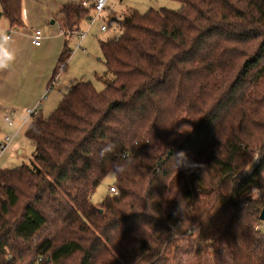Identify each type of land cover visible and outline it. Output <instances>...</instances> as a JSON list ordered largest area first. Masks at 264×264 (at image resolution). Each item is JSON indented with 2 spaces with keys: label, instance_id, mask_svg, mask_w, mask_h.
<instances>
[{
  "label": "trees",
  "instance_id": "obj_1",
  "mask_svg": "<svg viewBox=\"0 0 264 264\" xmlns=\"http://www.w3.org/2000/svg\"><path fill=\"white\" fill-rule=\"evenodd\" d=\"M80 1L61 7L68 36ZM174 1L125 11L99 43L103 90L75 82L26 129L34 171L0 169V264H264V0ZM21 5L0 0L12 28Z\"/></svg>",
  "mask_w": 264,
  "mask_h": 264
},
{
  "label": "rangeland",
  "instance_id": "obj_2",
  "mask_svg": "<svg viewBox=\"0 0 264 264\" xmlns=\"http://www.w3.org/2000/svg\"><path fill=\"white\" fill-rule=\"evenodd\" d=\"M65 0H24L23 6L30 7L31 5H37L38 9H55L59 7V4L63 3ZM77 2V0H76ZM33 7V8H36ZM180 4L174 0H109L107 1V9L101 14L100 19L91 25L87 35L82 41L81 47L84 51L79 50L72 52L74 46L77 45L79 39L77 37L64 36L67 47L70 50V57L66 61V68L59 70L58 78H62L67 82H73L75 80L79 81H88L90 82L97 92L103 90V75L106 73L105 65L103 63V58L99 50V42H105L109 40H116L120 33V27L118 21L121 20L122 14L127 10H135L139 13H146L149 9L158 10L161 8L165 9H178ZM1 12V11H0ZM90 16H93V13L90 11ZM103 19L109 27L106 31L101 32L99 30L101 22ZM4 25V18L0 16V27ZM89 27V21H83L81 26H79V32H85ZM78 31V30H77ZM46 63V62H45ZM44 63V64H45ZM41 66L44 68L45 65ZM56 65V63H55ZM54 65V66H55ZM41 71H33L32 74L35 76L41 75ZM50 76V75H49ZM49 78V77H48ZM57 80L53 81L52 84H49L48 87H44L40 94L41 99H37L40 104L32 107L31 103L23 101V105H26L24 108L21 104L6 106L9 99H0V141L5 137H12L14 129H17L21 121H25L28 117V111L37 109L41 112V117L46 118L51 113L53 108L56 106V95L63 90L58 88ZM57 86V87H55ZM37 95V94H36ZM36 95H32L29 99H35ZM61 100V99H59ZM37 101V102H38ZM36 102V103H37ZM28 103V104H27ZM54 106V107H53ZM10 111L14 112L11 113ZM11 113V114H10ZM8 115H12L13 118V127H8L4 118ZM32 118L26 120L20 129L19 133L12 138V141L6 151L0 153V169L3 168H15L20 165H25L30 170L34 171L33 163H31V153L33 152V144L25 139V131L32 122ZM17 127V128H16ZM14 145H18L24 148V152L21 156H18L14 153ZM115 183V178L113 172H110L101 182L94 192L91 194L90 202L94 206H99L105 197L109 195L108 188L112 187ZM207 245H210V242H207ZM180 264H195L196 260L191 259L187 256H178ZM24 261H21L20 264H24ZM74 263V260L71 261V264Z\"/></svg>",
  "mask_w": 264,
  "mask_h": 264
},
{
  "label": "crops",
  "instance_id": "obj_3",
  "mask_svg": "<svg viewBox=\"0 0 264 264\" xmlns=\"http://www.w3.org/2000/svg\"><path fill=\"white\" fill-rule=\"evenodd\" d=\"M23 2L24 0H22L21 5V26L18 28H12L8 24L7 20L4 19V25L0 27V33L4 34H7L8 30H13V33L10 35V47L16 54L15 62L13 63L11 69L5 72H0V99H9L6 106L21 104V106L25 108L26 105H23V101L31 103L30 106L32 107L39 105L40 102L37 99H41L40 92L42 89L44 90L45 86L47 88L49 85V81L55 68L54 65L62 52L64 44L66 43V40L64 39L65 37L60 34L61 30H65V23L62 15L60 14V10L64 4L76 2V0H65L63 3L59 4L58 8L55 9H38L36 7L37 5H31L30 7L24 8ZM81 23L79 26H81ZM91 25L89 24V27L86 30L87 32L89 31ZM33 28L41 31L42 39L39 46H34L31 43V31ZM79 30L77 32H79ZM42 64L45 65L44 68L41 66ZM35 70L37 72L41 71V75L34 77L32 72ZM57 78L58 76L56 77V80ZM58 80L59 83L57 86L63 90L59 93V95H56L55 103L57 104H54L56 106L60 101L59 99H62L73 84L79 81L75 80L73 82H67L62 78H58ZM32 95H36V98L29 99ZM56 106H53V110ZM10 112L14 114V112ZM38 114L41 116L40 111H38ZM24 123L25 121H21L18 128L16 127L17 129L13 130L12 138L19 133ZM8 127H13V125ZM25 139L29 141L26 137ZM13 149L14 153L18 156H21L24 152V148L21 146L19 147L18 145H14Z\"/></svg>",
  "mask_w": 264,
  "mask_h": 264
},
{
  "label": "built area",
  "instance_id": "obj_4",
  "mask_svg": "<svg viewBox=\"0 0 264 264\" xmlns=\"http://www.w3.org/2000/svg\"><path fill=\"white\" fill-rule=\"evenodd\" d=\"M107 1H109V0H81L79 2V4L82 7L90 9V11L93 13V16H90L87 19L89 21L90 25L100 19L101 14L106 10ZM100 22L102 24L100 25L99 30L101 32L106 31L108 28V24L103 19H101ZM11 33H13V30H10V31L8 30L6 35H8L10 37ZM86 33H87V31H85V32L74 31L70 34L71 37H77L79 39L77 45L74 46V49L72 52H76L79 50L83 51V49L81 48V45H82L81 42L84 39V37L86 36ZM60 34L62 36H64V35H66V31L61 30ZM41 39H42L41 31L36 29V28H33L31 31V43L34 46H39ZM59 70H63V66H60ZM53 81L50 84H52ZM27 114H28L29 118H32V120H34L36 118V116L38 115V111H37V109L29 110ZM28 117L26 118V120L28 119ZM13 118L14 117H12V115H8L4 118V122L8 126H12L13 125ZM26 120H25V122H26ZM11 141H12V137H5L3 140L0 141V153H3L4 151H6L8 149ZM108 192H109V194L115 193V188L109 187ZM255 230H257V231L264 230V222H262V225H257L255 227Z\"/></svg>",
  "mask_w": 264,
  "mask_h": 264
},
{
  "label": "clouds",
  "instance_id": "obj_5",
  "mask_svg": "<svg viewBox=\"0 0 264 264\" xmlns=\"http://www.w3.org/2000/svg\"><path fill=\"white\" fill-rule=\"evenodd\" d=\"M16 54L13 49L10 47V37L4 33H0V72H5L11 69L13 63L15 62ZM110 148H106L101 152V157L105 152L109 151ZM179 157H183L184 154H178ZM258 158V157H256ZM261 194V190L253 188L250 195L252 198L258 197Z\"/></svg>",
  "mask_w": 264,
  "mask_h": 264
},
{
  "label": "water",
  "instance_id": "obj_6",
  "mask_svg": "<svg viewBox=\"0 0 264 264\" xmlns=\"http://www.w3.org/2000/svg\"><path fill=\"white\" fill-rule=\"evenodd\" d=\"M258 220L264 222V209L260 212Z\"/></svg>",
  "mask_w": 264,
  "mask_h": 264
}]
</instances>
